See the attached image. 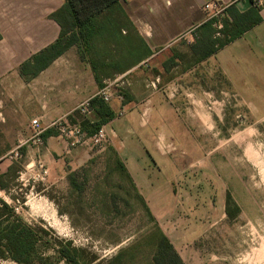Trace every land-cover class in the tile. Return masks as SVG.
<instances>
[{
  "label": "crops",
  "instance_id": "crops-1",
  "mask_svg": "<svg viewBox=\"0 0 264 264\" xmlns=\"http://www.w3.org/2000/svg\"><path fill=\"white\" fill-rule=\"evenodd\" d=\"M260 1L261 23L205 58V49L219 36L207 26L210 20L215 19L213 27L220 30L223 20L230 19L226 9L246 13L256 7L252 0H121L101 18L105 30L89 48L73 46L38 76L27 79L21 67L57 42L61 27L51 15L66 1L0 0V148L22 149L57 170L66 162L74 169L82 166L91 158L85 145L69 153L51 125L70 120L105 83L125 78L127 85L117 90L125 92V101L110 104L116 114L107 126L118 138L112 146L152 214L166 227L173 199L166 193L163 175L169 156L166 141H174L166 136V124L172 123L168 118L175 115L185 128H197V110L186 107L183 99L215 92L202 88L199 71L205 64H210V82L212 68L225 79L228 95L239 98L238 84H264V0ZM182 51L194 61L184 62L181 74L174 76L179 67L174 54ZM123 107L129 112L118 118ZM34 119L43 130L40 152L34 145ZM13 150L0 155V165ZM0 170L6 172L1 166Z\"/></svg>",
  "mask_w": 264,
  "mask_h": 264
},
{
  "label": "rangeland",
  "instance_id": "rangeland-1",
  "mask_svg": "<svg viewBox=\"0 0 264 264\" xmlns=\"http://www.w3.org/2000/svg\"><path fill=\"white\" fill-rule=\"evenodd\" d=\"M174 56L179 65L174 76L181 74L184 62L194 61L184 51ZM199 72L202 88L215 92L183 99L186 107L197 110L196 129L185 128L175 115L168 118L172 123L166 124V136L174 141L173 145L166 141L169 156L163 175L166 193L173 199L166 227L157 223L186 264H264V84H238L237 98L228 95L225 79L214 68L210 82V64ZM119 94L124 102L125 92ZM113 139L118 141L112 138L104 149L85 144L91 158L75 169L66 162L57 170L42 158L46 175L38 169V157L1 147L0 155L8 150H13L12 157L18 155H9L0 165L6 171L0 174V199L29 225L44 230L47 241H72L89 258L96 256L97 264H108L154 227L118 169ZM247 151L257 163H251ZM73 172L84 188L81 193L70 187L68 176ZM98 190L108 196L105 211L97 203L102 199ZM228 195L235 203L234 218L226 215ZM144 250L145 261L149 252ZM47 253L52 255L53 250Z\"/></svg>",
  "mask_w": 264,
  "mask_h": 264
},
{
  "label": "trees",
  "instance_id": "trees-1",
  "mask_svg": "<svg viewBox=\"0 0 264 264\" xmlns=\"http://www.w3.org/2000/svg\"><path fill=\"white\" fill-rule=\"evenodd\" d=\"M65 1V5L51 15L52 19L61 27L59 39L22 65L20 71L25 78L31 79L38 76L73 46L82 45L86 49L89 48L93 38L102 34L105 30L101 18L112 8L118 6L121 0ZM252 3L256 7L246 13H238L235 7L226 9L230 19L223 20V27L220 30L213 27V24L217 21L215 19L210 20L207 26L212 28V34L218 33L221 37H217L208 50L205 49L203 57L212 56L218 50L261 23L260 9L257 7L256 1L252 0ZM194 51H197V47H194ZM83 57L84 53H82ZM202 60L204 59H200L199 62ZM91 104L94 108V114L89 118H80L79 120L83 129L88 134L93 135L102 126L112 121L116 113L109 104L96 97L92 99ZM77 119L75 114L68 121L77 123ZM44 137L46 136L44 135ZM112 152L117 161L118 169L130 183L137 201L144 207L145 215L154 227L139 236L133 244L121 250L108 264H143L146 261L149 264H186L160 228L125 164L113 149ZM77 176V173H70L68 181L72 189L81 193L84 188L79 186ZM5 188V185L2 184L1 189L5 190ZM98 192H100L102 199L97 203L101 204L100 210L105 211L108 208V196L103 190H98ZM226 203V215L234 218L236 214L231 212V206L235 203L231 195L227 196ZM44 235L46 236L44 230L29 225L15 213L8 203L0 199V260L11 261L16 264H97L96 262L99 259L96 256L89 258L86 250L75 247L72 241L55 244L47 241ZM144 248L149 252V256L145 261L142 257L144 255L142 252L145 251ZM50 249L53 250L52 255L47 253Z\"/></svg>",
  "mask_w": 264,
  "mask_h": 264
},
{
  "label": "built area",
  "instance_id": "built-area-1",
  "mask_svg": "<svg viewBox=\"0 0 264 264\" xmlns=\"http://www.w3.org/2000/svg\"><path fill=\"white\" fill-rule=\"evenodd\" d=\"M256 4L259 6L261 1L255 0ZM127 85L125 79H117L112 82L105 83L104 87L101 88L96 98L102 100L106 104H111L115 99L122 100V95L117 91ZM93 97V98H95ZM92 98V99H93ZM92 99L84 101L76 109L77 123L61 119L52 123L51 128L55 129L58 136L66 143L69 151L85 145L88 142L93 143L94 147L104 149L115 137V131L109 128L107 125L102 126L96 133L93 135L88 134L83 127L80 125V118H89L94 114V108L91 104ZM128 113L126 107H123L118 113V118H124ZM32 130L34 137V145L40 152L44 147V140L42 139L43 130L40 125L39 119H34L32 121ZM38 169L44 175L48 173L44 160L41 157H38Z\"/></svg>",
  "mask_w": 264,
  "mask_h": 264
},
{
  "label": "bare ground",
  "instance_id": "bare-ground-1",
  "mask_svg": "<svg viewBox=\"0 0 264 264\" xmlns=\"http://www.w3.org/2000/svg\"><path fill=\"white\" fill-rule=\"evenodd\" d=\"M247 155H248V157H249V159H250L252 164L257 163L256 159H255V155L251 151H247Z\"/></svg>",
  "mask_w": 264,
  "mask_h": 264
}]
</instances>
